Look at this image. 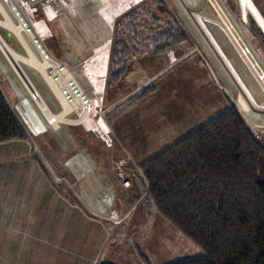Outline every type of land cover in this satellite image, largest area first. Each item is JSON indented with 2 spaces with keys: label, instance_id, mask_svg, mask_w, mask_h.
I'll return each mask as SVG.
<instances>
[{
  "label": "crops",
  "instance_id": "0c3cea01",
  "mask_svg": "<svg viewBox=\"0 0 264 264\" xmlns=\"http://www.w3.org/2000/svg\"><path fill=\"white\" fill-rule=\"evenodd\" d=\"M163 2L186 41L179 48L157 54L164 59L160 67L156 64L157 55H131L128 67L115 80L110 78L109 47L114 40V13L126 8H100L99 20L94 16L88 17L89 20L82 16L92 36L90 41L84 42V50H80L77 43L73 47L70 41L71 51L64 38L67 31L64 25L55 21L58 15L51 8L14 9L46 56L70 71L90 103L93 119L99 114L105 117L110 109L125 102L141 86L160 80L166 72L167 77L160 88L166 95V102L154 104L153 110L157 112H153V116L157 113L159 117L151 118L148 124L155 127L162 119L175 129L189 123L198 127L234 105L254 136L259 134L256 138L264 140V77L258 76L264 74V31L260 24L252 19L249 11V14L241 11L244 6L241 0ZM252 2L264 20V0ZM8 16L11 23L18 25L19 19L14 18L17 15H12L15 22ZM3 21L0 12V38L4 45L16 54L28 56L23 42ZM21 36L27 40L32 52L35 50L41 56L23 31ZM243 46L248 50L246 55L241 52ZM1 49L0 91L27 130L24 122L32 117V112L34 115H41V112L26 87L21 86V79L20 83L16 80L14 69ZM90 62L96 63L89 67ZM18 64L23 67L26 77L30 76L31 84H35L33 87L38 92L40 70L23 61ZM80 65L87 68L76 70ZM73 70L77 71L76 77ZM157 89L155 83L150 95L126 104V109H138L146 99L158 94ZM60 109L59 106L55 112ZM76 116L73 112L72 117ZM81 124L83 122L78 125ZM190 124L179 133L180 136L190 132L193 128ZM31 151L25 141L0 143V264H117L108 261L110 227L114 223L104 220L110 219L109 215L105 218L99 213L86 200L88 197L84 198L85 209L68 197H79L80 192L71 190L72 194H69L64 190L66 196L58 193L61 185L47 180L41 167L32 164ZM135 217V221H141L139 214Z\"/></svg>",
  "mask_w": 264,
  "mask_h": 264
},
{
  "label": "trees",
  "instance_id": "16d2710c",
  "mask_svg": "<svg viewBox=\"0 0 264 264\" xmlns=\"http://www.w3.org/2000/svg\"><path fill=\"white\" fill-rule=\"evenodd\" d=\"M114 29L113 80L131 55L155 56L186 41L163 0H142ZM154 89L149 82L126 103ZM29 138L0 91V143ZM140 175L146 204L203 251L167 264H264V144L234 105L142 163Z\"/></svg>",
  "mask_w": 264,
  "mask_h": 264
},
{
  "label": "rangeland",
  "instance_id": "374dc122",
  "mask_svg": "<svg viewBox=\"0 0 264 264\" xmlns=\"http://www.w3.org/2000/svg\"><path fill=\"white\" fill-rule=\"evenodd\" d=\"M138 3L140 2L133 0H69L66 12L55 16V21L64 25V30L67 31V34L64 33V38L70 51L72 48L70 41L73 47L77 43L79 49L84 50L86 48L83 44L90 41L92 32L90 34L89 27L83 23L82 16L87 20L91 16L98 19L100 8L104 10L126 8L119 13H114L115 23ZM14 4V7L18 9L49 8L20 0H14ZM6 10L15 22L16 18L14 19L13 14L9 13V8ZM19 11L22 15L24 14V11ZM115 31L112 28L113 38ZM0 33L2 34L1 30ZM126 33L128 34V31ZM33 52L38 59L41 58L35 50ZM157 56L156 64L160 67L164 59L162 56ZM94 63L96 62H90L89 67ZM98 64L100 69V61ZM85 68L87 67L80 65L76 70L81 71ZM13 72L19 82L18 75L15 71ZM46 72H50V69L47 68ZM72 72L76 77L77 71ZM165 76L166 72L160 80H154L153 84L157 83L158 94L146 99L138 109H126L127 103L122 101L110 109L105 117L99 114L100 116L97 115L99 117L93 119L90 108V117L86 120L87 122L85 121L86 123L83 122L81 125L64 123L57 129L48 125L41 113V115H34L32 112V117L24 122L31 137L29 140L21 141L27 142L32 150V164L41 167L47 180L59 182L62 188L58 193L65 195L64 190L69 194H72V191L80 192L79 197L75 195L68 197L78 202L84 209V198L88 197L86 200L92 207L97 208L99 213H103L105 218H108L107 214L109 215L110 219L104 220L114 222L110 227L111 239L110 246L108 245V249H111L108 251V261L111 260L112 263L144 264L142 257H145L148 264H167L203 256V251L199 247L167 223L152 205L146 204L145 183L139 178L141 177L140 165L180 139L182 136L179 133L190 124L176 129L162 119L155 127L148 124L151 118L159 117L157 113L153 116V112H157L153 110L154 104L166 102V95L160 89ZM41 78L37 79L39 86L35 87L51 112L57 113L55 111L60 103L44 78L42 76ZM30 79L29 81L32 82ZM13 81H8V84H13ZM21 84L25 87L22 81ZM136 91L126 100L132 98ZM82 110L83 107L76 114L80 116ZM72 113L66 117L71 118ZM192 127L189 131L197 126ZM256 137L259 138L260 135ZM260 141L264 144L263 139ZM86 211L88 212L87 209ZM138 214L141 216L140 222L134 220ZM119 239H122L121 243L118 242Z\"/></svg>",
  "mask_w": 264,
  "mask_h": 264
},
{
  "label": "bare ground",
  "instance_id": "6f19581e",
  "mask_svg": "<svg viewBox=\"0 0 264 264\" xmlns=\"http://www.w3.org/2000/svg\"><path fill=\"white\" fill-rule=\"evenodd\" d=\"M5 1L8 2V0ZM241 2L246 7L245 8L243 6V8L241 9V11L244 14H249L248 13L249 11L252 16L254 17L256 16L255 17L257 18L256 20L261 21L262 16L261 18L259 17L258 15L259 11L252 2V0H241ZM0 4H1V0H0ZM14 6L15 5L12 6L10 5L9 10L13 15H17L15 16V18L17 17L19 19L18 25L15 26L13 23H11L6 8L0 5V12L5 19V21H3L2 23L8 26L11 30H13L16 33V35L20 38V40L23 42V44L26 47L28 56L23 57L19 54H16L10 48L6 47L4 45V42L0 38V46L5 53L4 55H6L5 57L13 63V65L18 69V71L19 68H21L20 65L18 64L19 61L26 62L32 66H35L40 70L44 80L55 93L61 105V110L57 113H53L49 110H46L45 104L39 98L36 99L38 106L44 111V114L46 115L47 119L50 121V123L53 126H57L59 123H67L73 125L74 122H71V120L68 119V117H66L65 115L71 112L72 110H78L81 107L86 106L85 113L82 116V118H85L89 112L88 100L86 99L85 95L83 94L81 88L79 87L78 83L75 81L70 71L64 68L63 66H61L56 61H53L52 59L48 58L46 54L42 51L40 46L36 44L37 43L36 40L30 33L29 28L25 26V23L22 20V18H20L21 16L19 15L18 11L14 9L16 8ZM262 25L260 24V26L264 31V27ZM21 31H23L25 35H27L29 39L33 42V44L35 45V47L37 48V50L41 55V59H38L34 55L32 50L25 42L26 39L24 40L23 37L21 36ZM47 68L50 69V72H46Z\"/></svg>",
  "mask_w": 264,
  "mask_h": 264
},
{
  "label": "built area",
  "instance_id": "2783aa9c",
  "mask_svg": "<svg viewBox=\"0 0 264 264\" xmlns=\"http://www.w3.org/2000/svg\"><path fill=\"white\" fill-rule=\"evenodd\" d=\"M20 1L27 2V3H29V4H38V5H40L41 7H49V8L52 9L53 13H54V14H57V15H60V14H62L63 12L66 11V6H67V4H68V2H69V0H20ZM133 1H135V2H142V0H133ZM0 5H2L4 8H10V5L12 6V5H15V4H14V0H8V2H6L5 0H1V4H0ZM16 19H17V18H16ZM241 52H242V54L246 55V54L248 53V50H247L246 47L243 46V47H241ZM258 76H259V78H263V77H264V74L259 73ZM28 93H29L30 98H31L36 104H37L36 99H37V98L41 99L39 93H38L35 89H34L33 91H29ZM88 103H89V102H88ZM44 104H45V103H44ZM37 107L39 108L41 114L43 115V117H44L46 123H47L48 125H50L53 129H57V128H59L60 124H64V123H59L57 126H53V125L50 123V121L47 119L46 115L44 114V111L38 106V104H37ZM85 107H86V106H83V110H82L83 112H82V114H81L80 116L78 115V116H76V117L68 118V119L71 120V122H74L73 125H78V124L84 122L85 120H87V118L89 117L90 105H89V112H88L87 116H86L85 118H82V116H83V114L85 113V110H86ZM45 108H46V110L51 111V110L47 107L46 104H45ZM81 108H82V107H81ZM78 110H79V109H78ZM78 110H72V111H73V112H74V111H75V112H78ZM72 111L69 112L68 114L72 113ZM68 114H66L65 116H67ZM65 124H67V123H65Z\"/></svg>",
  "mask_w": 264,
  "mask_h": 264
},
{
  "label": "water",
  "instance_id": "95a60500",
  "mask_svg": "<svg viewBox=\"0 0 264 264\" xmlns=\"http://www.w3.org/2000/svg\"><path fill=\"white\" fill-rule=\"evenodd\" d=\"M258 15L259 17L261 18V15L260 13L258 12ZM252 16V15H251ZM256 17V16H255ZM254 16H252V19L255 20V21H258V23H260L262 25V23H264V21L262 20L261 18V21L259 20H256L257 18H255ZM21 18V17H20ZM33 43V42H32ZM1 48V47H0ZM2 50V49H1ZM6 56V55H5ZM8 61L10 62L12 68L14 69V71L16 72V74L19 76V78L21 79V81L23 82V84L25 85L26 89L29 91H33L34 90V87L33 85L31 84V82L29 81V79L26 77V75L24 74L22 68H19V71L18 69L13 65V63L8 59ZM54 94V93H53ZM55 96V95H54ZM43 103L44 101L42 100V98L40 99ZM61 106V105H60Z\"/></svg>",
  "mask_w": 264,
  "mask_h": 264
}]
</instances>
